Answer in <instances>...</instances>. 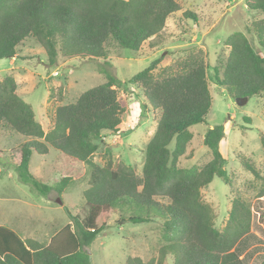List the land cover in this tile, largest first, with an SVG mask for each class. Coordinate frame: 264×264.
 <instances>
[{
	"label": "trees",
	"instance_id": "trees-1",
	"mask_svg": "<svg viewBox=\"0 0 264 264\" xmlns=\"http://www.w3.org/2000/svg\"><path fill=\"white\" fill-rule=\"evenodd\" d=\"M244 2L261 17L225 38L227 55L221 67H214L213 77L230 96L249 99L264 97V0ZM179 9L178 0H0V59L16 58L17 47L32 39L43 48L49 65L58 56L107 61L115 48L138 51L145 41H150V47L162 44L165 21ZM183 15L196 19L189 10ZM160 60L161 56L153 59L126 80L103 69L105 81L83 91L74 102L52 107L46 130L32 105L18 93L13 76L0 81V130L26 138L19 146L18 162L11 158L6 164L0 161L4 168L0 179L8 165L35 193L46 196L55 190L60 194L69 184V176L49 185L29 170L31 154L44 155L50 148L83 163L89 173L88 186L82 192L88 213L81 217L67 211L68 221L48 241L23 239L0 225V264H91L86 247L104 229L97 218L115 210L120 212L119 222L162 219L164 242L157 249V258L144 261L128 256L124 264H164L168 257L171 264H245L234 247L250 230V204L235 195L219 230L213 209L201 196L214 176L231 186L226 159L219 150L224 125L205 130L202 142L210 158L204 165H178L192 137L189 128L205 122L211 107L205 54L193 46L157 76L153 70ZM121 84L125 93L135 87L143 106H149L157 118L140 173L123 162L113 166L93 160L105 132H117L126 111L118 98ZM260 141L264 152L263 132ZM240 163L260 179L257 196H264V177L259 170L245 158Z\"/></svg>",
	"mask_w": 264,
	"mask_h": 264
},
{
	"label": "rangeland",
	"instance_id": "rangeland-1",
	"mask_svg": "<svg viewBox=\"0 0 264 264\" xmlns=\"http://www.w3.org/2000/svg\"><path fill=\"white\" fill-rule=\"evenodd\" d=\"M178 2L180 9L166 19L163 43L159 46L150 47V41H145L138 51L115 48L107 61L58 56L56 63L49 65L43 48L34 40L27 39L17 47L16 58L0 59V81L6 75L13 76L18 93L32 105L36 119L46 130L50 126L52 107L74 102L83 91L105 81L103 69L126 80L161 56L153 70L158 76L162 68L172 66L191 47L201 48L207 63L212 102L206 121L189 128L192 137L184 155L178 159V165H204L210 158V151L202 142L205 130L214 124L224 125L219 150L226 159L231 186L214 176L201 190V196L213 209L214 223L219 230L227 221L235 195L250 204V230L237 242L234 250L245 264H260L264 260V196H257L260 179L244 168L240 159L249 160L264 177V152L260 141V132L264 133V97L252 96L245 104L239 105L217 84L213 75L214 67H221L227 55L225 38L233 31H243L247 22L261 15L250 11L244 0ZM186 10L194 13L196 19L184 16ZM261 54L264 55L263 48ZM117 91L126 111L121 115L117 132H105L93 160L100 165L110 163L113 166L123 162L140 173L145 145L154 133L157 118L149 106H143L141 94L135 87L125 93L121 84ZM25 139L1 129L0 161L6 164L11 158L18 162L19 146ZM173 144L172 141L169 146L173 147ZM2 169L0 165V171ZM29 170L49 185L55 184L62 176H69L70 181L60 194L51 190L43 196L35 193L30 185L20 182L16 171L7 165L5 175L0 179V225L7 226L24 239L46 242L68 221L67 211L81 217L88 213L82 192L88 186L89 173L83 163L74 162L53 148L44 155L33 152ZM119 216L120 212L115 210L97 218V224H103L104 229L86 247L91 264H124L128 256H138L144 261L156 259L157 249L164 242L162 219L134 224L119 222ZM171 263V257L164 262Z\"/></svg>",
	"mask_w": 264,
	"mask_h": 264
},
{
	"label": "water",
	"instance_id": "water-1",
	"mask_svg": "<svg viewBox=\"0 0 264 264\" xmlns=\"http://www.w3.org/2000/svg\"><path fill=\"white\" fill-rule=\"evenodd\" d=\"M235 101L239 105H243L248 101V98L247 97H243V98L237 97V98H235ZM58 201H59V203H61V201L59 199H58Z\"/></svg>",
	"mask_w": 264,
	"mask_h": 264
},
{
	"label": "crops",
	"instance_id": "crops-1",
	"mask_svg": "<svg viewBox=\"0 0 264 264\" xmlns=\"http://www.w3.org/2000/svg\"><path fill=\"white\" fill-rule=\"evenodd\" d=\"M20 236V235H19ZM21 237V236H20ZM24 239V238H23Z\"/></svg>",
	"mask_w": 264,
	"mask_h": 264
}]
</instances>
